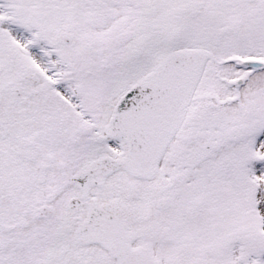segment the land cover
Segmentation results:
<instances>
[{
    "label": "snow or ice",
    "instance_id": "obj_1",
    "mask_svg": "<svg viewBox=\"0 0 264 264\" xmlns=\"http://www.w3.org/2000/svg\"><path fill=\"white\" fill-rule=\"evenodd\" d=\"M0 264H264V0H0Z\"/></svg>",
    "mask_w": 264,
    "mask_h": 264
}]
</instances>
